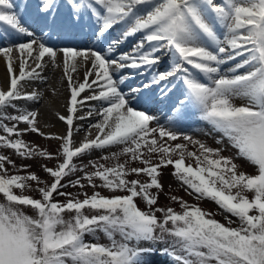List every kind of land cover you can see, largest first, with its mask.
Instances as JSON below:
<instances>
[{
	"label": "snow or ice",
	"instance_id": "obj_1",
	"mask_svg": "<svg viewBox=\"0 0 264 264\" xmlns=\"http://www.w3.org/2000/svg\"><path fill=\"white\" fill-rule=\"evenodd\" d=\"M64 6L69 9L68 23L77 25L85 16L94 21V48L56 50L31 39L34 33L23 26L19 6L0 0V25L30 38L14 47H0L8 73L6 87L0 88L4 133L0 147L20 158L56 161L53 166L42 165L49 177L43 180L29 171L30 165L17 170L23 175L10 173L6 164L15 168V161L0 155V264H155L158 242L168 244L160 251L172 256L173 264H264V0H64ZM36 9L48 27L56 23L60 3L38 0ZM114 28L119 35L110 37ZM137 36L129 51H120L124 42ZM60 56L69 96L66 114L55 113L66 125L65 133L57 135L41 130L39 109L17 108L18 114L9 115L7 108H16V101H42L44 92L22 88L25 82L46 83L45 58L59 67ZM168 56L171 63L153 71ZM81 65L83 80H74ZM128 69L151 76L124 93L120 85L129 77L120 75L117 80L114 75ZM174 81H180L177 95L183 97L178 104L174 89L167 87ZM154 87L159 89V101L156 93L144 95ZM85 91L90 94L82 96ZM51 95H57L54 88ZM130 95L145 102L177 104L172 109L176 116L189 107L198 109L200 119L221 139L227 138L236 158L253 171L240 170L218 148L163 126L152 127L156 117L133 107ZM88 101L100 102L99 110L77 115ZM94 112L98 119L77 142L74 133L81 129L74 121ZM5 119L15 123L9 126ZM20 123L23 128L17 127ZM24 134L58 141L57 149L51 152L27 143L21 138ZM178 139L198 145V151H189L184 143H169ZM113 146L120 151L101 157L115 160L111 166L89 161L78 168L75 163ZM121 156L127 159L120 162ZM137 161L142 166H131ZM169 166L189 195L214 201L226 214L227 224L177 196L171 199L179 203L180 211L157 206L164 187L161 170ZM77 171L83 175L63 183ZM82 180L93 189L91 194L84 192L83 199L61 191L67 186L83 189ZM137 198L146 210L138 206ZM29 208L32 215L25 211ZM98 233L108 242H99Z\"/></svg>",
	"mask_w": 264,
	"mask_h": 264
},
{
	"label": "rangeland",
	"instance_id": "obj_2",
	"mask_svg": "<svg viewBox=\"0 0 264 264\" xmlns=\"http://www.w3.org/2000/svg\"><path fill=\"white\" fill-rule=\"evenodd\" d=\"M230 67V65H228ZM51 81V80H50ZM236 103H240L239 98L235 100ZM140 109V108H139ZM142 110V109H140ZM144 111V110H142ZM12 109L10 107L7 108V114L13 115ZM184 118V119H182ZM3 123L8 124L11 126V124L15 123V121L7 120L5 119ZM152 127H157V126H163L167 128L168 130H171L173 132H176L178 135H188L192 137L193 140H199L200 142L206 144L209 147L212 148H218L221 150V155L225 157H232L233 161L237 163L240 167V170L245 171L246 173H251L253 171L252 167L245 162L242 159L236 158V149L232 148L231 145L229 144L227 138L221 139V134L215 130H213L212 126L209 125L206 121H203L200 119V113L199 110L193 107H189L186 112L182 116H176L175 114H168L165 118H161L159 120H156L152 122L151 124ZM18 128H23L24 125L23 123H20L17 125ZM43 132L45 130L42 128L41 129ZM47 133V132H45ZM86 131H83L82 133H77V139L76 141L79 142L85 135ZM0 135H4L2 131H0ZM15 138V137H13ZM22 139L25 140V142L30 143V144H35L43 149H47L51 152H55L58 146V141L55 140H49L45 139L43 137H40L36 134H24ZM220 141V142H218ZM169 143H184L187 144V148L189 151H198V145L191 144L187 141H184L182 139H178L175 142H169ZM120 149L113 146L109 148L107 151H101V150H95L92 153L83 156L81 159L75 160V163L77 164L78 168L82 167L83 165L88 164L89 161L96 162L98 161L99 163H104L107 166H111L114 164L116 161L115 160H105L101 159V157H108L111 156L112 153L114 152H119ZM0 155H6L10 159L15 161L16 167L13 168L12 165H7L6 167L8 168L10 173L14 174H25L23 171L17 172L18 169L21 168V165H30L29 171L37 173L43 180H48L49 177L47 174L43 171L42 165L47 164L48 166H53L56 161H46L43 158H33V159H24L20 158L17 155L14 154L13 150L11 149H5L3 147H0ZM173 158H176L175 156ZM120 162H123L126 157L121 156ZM191 162L186 159V163ZM131 166H142L138 161L137 162H130ZM91 170V169H89ZM162 175L160 177L161 183L163 184V192L158 194V204L157 206L159 207H172L176 211H180V206L179 203L176 201H173L171 199L172 196H177L182 198L184 201L188 202L189 204H197L199 207H201L203 210L209 212L212 214V217L215 218L219 222H224L227 224V221L225 220V213L223 212L222 209L218 207V205L215 204L214 201H211L209 199H201L197 200L194 195H189L188 192L185 191V187L181 185V183L171 174L173 169L171 166L167 168H163L162 170ZM83 173L80 171H77L74 175H69V177L63 181V183L68 184L69 180H75L76 178L82 176ZM129 179L137 178L134 176L128 177ZM141 180H147V177L141 176L139 177ZM82 183L85 184V187L83 189L79 187H72V186H67L61 191L66 192V193H72L74 196L77 194L79 195L80 199H83V193L87 192L88 194H91L93 189L89 186H87L86 181H81ZM97 183H99L97 181ZM33 188H35V182H32ZM99 190V189H98ZM103 194L107 195L106 190H101ZM153 193L156 194V190L153 189ZM28 194L36 197L37 193L35 191H30ZM250 195V194H249ZM57 200L63 201L64 197L57 196L55 197ZM137 204L142 207L144 210L147 209V205L137 198L136 200ZM26 213L29 215H32L33 212L32 210L25 209ZM158 216L160 215L159 213L157 214ZM67 216V214H66ZM229 219L235 220V217H231L229 215ZM233 226H236L235 224ZM97 238L99 239V242L101 243H107L108 241L106 238L103 236L102 233L97 234ZM86 240H93V237L91 236H86ZM158 249H167L168 244L165 242H158L156 244V248ZM170 251V249H169Z\"/></svg>",
	"mask_w": 264,
	"mask_h": 264
},
{
	"label": "bare ground",
	"instance_id": "obj_3",
	"mask_svg": "<svg viewBox=\"0 0 264 264\" xmlns=\"http://www.w3.org/2000/svg\"><path fill=\"white\" fill-rule=\"evenodd\" d=\"M13 2L14 4L15 2H17L18 6L20 5L21 8H24V5L27 4L28 7H30L34 11V13H37L36 5L38 3V0H13ZM59 3H60V9L65 12L66 9L68 8L64 6V0H59ZM85 19H86L87 26H86V29L83 30L82 35L89 36L92 34V26L94 24V21L89 20L87 16H85ZM38 21L44 24L42 17ZM4 32L7 33L9 36L7 35L3 36ZM28 39L30 38L25 36L24 34L15 33L14 30L7 29L6 26L0 25V47H14L15 44L27 42ZM137 39H139L138 36L135 39L129 38L126 42L123 43L122 46L125 47L126 50L130 49L133 42H135ZM85 41H87V39ZM122 46L120 50H122ZM63 47L84 49V48H88V45H85V43L81 40L79 41L73 40V41L66 42L63 46L58 47V49L63 48ZM12 56H13V63L16 64V71L18 73L19 68H18V63L16 60L18 53L14 52ZM56 63L57 65H59V67L54 66L50 62H48V58L46 57L45 67L42 71V75L47 78L46 83H41L40 81L25 82L24 87L22 88L23 92H31V91L44 92L45 95H44L43 100L38 103L37 102H25L23 100L16 101L15 104L17 107L16 108L10 107V109L14 111L13 115L18 114L17 108L27 109V110L39 109L41 113L39 117L41 129L43 128L45 132L47 133L59 135V134L65 133L66 125L57 119L55 113L60 112L61 114H66L65 101H66V98L69 96V92L66 88L67 82L66 80L63 79V76H62V71H63L62 56L58 57ZM170 63H171V59H169L168 62L161 63L160 65L157 66L156 69H153V71H156V70L162 71L164 70L165 64H170ZM84 71H85V66L81 65L78 68L77 73L73 74L74 80L79 79L82 81ZM125 71L126 72L128 71L127 73H131V74H130V78L126 79V81L120 85V88L122 92L124 93H128V92H125L124 88L130 87L129 85L126 86L127 83H133V82L137 83L138 81L139 82L138 84H141L142 82H147L148 78L151 76V72H146L143 76L135 73L134 77H132L134 72L133 70L128 69V70L118 71L114 75V79L118 80L119 78L117 77L121 75L122 72H125ZM7 79H8V73H7L6 58L4 54L0 52V88L6 87ZM174 83L175 81L173 82V84L167 85V87L169 88L176 87V84ZM162 85H163L162 87H165L164 84ZM53 88L57 92V95L55 97L51 95V90ZM152 90L157 91V88L154 87ZM148 92H149L148 90H144V94ZM89 94L90 93L88 91H85L84 93H82V96H87ZM128 98L132 101L133 107H136L137 109L145 108V104L141 98L137 99L131 96H129ZM99 107H100V102L88 101L83 107H81L78 110L77 115L83 116L85 115L86 112H88L89 110H92L93 108H95L98 111ZM97 119L98 117H96L95 112H94L92 117H88L85 120L74 121V124L79 125L81 129L80 131L74 133V139L75 140L77 139V133H82L83 131L88 132L89 130L88 126L90 124H94ZM153 259L155 261V264H173L172 256L164 255L160 250L157 251V254L155 257H153Z\"/></svg>",
	"mask_w": 264,
	"mask_h": 264
},
{
	"label": "trees",
	"instance_id": "obj_4",
	"mask_svg": "<svg viewBox=\"0 0 264 264\" xmlns=\"http://www.w3.org/2000/svg\"><path fill=\"white\" fill-rule=\"evenodd\" d=\"M142 210H144L142 207H140ZM221 223H224V222H221Z\"/></svg>",
	"mask_w": 264,
	"mask_h": 264
}]
</instances>
